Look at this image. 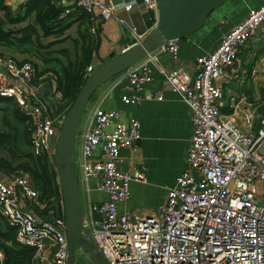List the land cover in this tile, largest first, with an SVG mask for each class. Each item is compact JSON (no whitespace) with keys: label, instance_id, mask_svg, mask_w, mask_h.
Masks as SVG:
<instances>
[{"label":"built area","instance_id":"2783aa9c","mask_svg":"<svg viewBox=\"0 0 264 264\" xmlns=\"http://www.w3.org/2000/svg\"><path fill=\"white\" fill-rule=\"evenodd\" d=\"M26 1V0H13ZM90 15L88 37H97L96 17H116L112 0H70ZM134 1L122 7L130 11ZM157 13L158 0H140ZM68 12V11H67ZM121 24L123 19L116 17ZM264 24V0L248 9L246 16L221 34L210 52L195 58L190 74L181 67L160 69L166 88L176 91L191 110L192 132L187 164L167 191L155 212H118L129 196L131 180H146L143 169L121 170L122 148L139 141L140 123L122 120L115 109L88 107L81 142V169L85 178L99 176L98 189L106 198L93 209L99 218L88 219L90 237L109 264H264V117L244 95L229 97L220 80L237 60L239 48ZM139 41L135 25L128 26ZM177 56L178 39H171L124 70L125 103H137L144 85L152 80L156 54ZM36 56V55H34ZM33 58L17 60L0 52V97L12 101L27 119L30 150L46 153L54 163L56 142L64 118L61 94L53 87L46 93L50 77L36 86ZM95 67L85 68V77ZM257 70L254 68L251 74ZM153 96L161 99V92ZM228 106L229 111H223ZM61 110V111H60ZM56 139V140H55ZM55 145H52V142ZM100 153L95 156L97 149ZM196 173V174H195ZM40 191L23 172L0 173V218L14 229L16 242L35 250L31 264H69V243L63 216L43 219L34 206H44ZM62 205V200L60 199ZM0 247V264H7Z\"/></svg>","mask_w":264,"mask_h":264},{"label":"crops","instance_id":"0c3cea01","mask_svg":"<svg viewBox=\"0 0 264 264\" xmlns=\"http://www.w3.org/2000/svg\"><path fill=\"white\" fill-rule=\"evenodd\" d=\"M53 1L65 7L66 12H74L72 1ZM112 1L117 4L115 16L123 19L127 25L121 24L114 16L107 19L96 17L97 37L95 43L93 42V45H96L91 59V64L94 67L137 42L129 32L128 26L135 25L137 31L143 37L157 22V13L146 9L140 3V0ZM129 1L135 3L130 11H126L122 5L124 2ZM262 1L225 0L211 11L199 29L178 39L176 57L167 52L156 54V64L152 65L153 78L141 90L142 95L151 94V98H143L137 103L123 102L121 96L127 91V80L124 71L100 85L93 92L91 100L89 99L91 102L89 107L99 105L103 109H115L120 112L121 118L125 122L135 118L140 123L141 137L134 147L121 149L122 161L118 164V167L121 170L131 166L141 168L145 173L146 180L144 182L130 181L129 196L119 203V213L124 211H134L136 214L155 212L157 207L165 201L168 189L175 184L176 178L182 173L187 164V151L192 132L191 110L176 91L165 87L164 75L160 69L169 71L181 67L193 74L196 69L195 58L214 49L220 40L221 34L237 25L246 16L249 8L259 6ZM2 4L7 5L15 12V8L20 2L2 0ZM71 15L75 16L73 13ZM74 16H71V24L61 36L43 37L39 35V40L44 46L45 58L43 60L39 56L40 53L35 49L36 47L31 48L36 46L33 43L30 47H26L27 45L19 46L15 43H0V52L13 56L17 60H30L32 52H34L33 56L36 55L34 56V58L36 57L34 64L37 67L35 85L41 86L42 78L50 77V82L44 83L46 93L51 87L59 91L58 81L63 79L59 77L57 81L59 68L62 66L67 67L69 62H74L81 55L82 32L86 30V26L82 24L78 16L76 18ZM4 17L5 10L0 6V18ZM27 21L17 23L16 26H23ZM254 68L257 72L252 75L251 71ZM220 85L225 92L226 100L232 96L244 95L249 103L257 105L259 116L264 117V24L239 48L235 64L227 70L220 80ZM156 91L161 92V99L153 96ZM260 107L261 110H259ZM2 108L6 109L7 117L11 118L10 122L16 126L18 137L22 139L26 126L24 122L16 120L14 116L13 111L17 106L12 101H4L0 106V109ZM63 108L64 102L62 101L60 109ZM229 110L228 106L223 108L225 112ZM54 113L60 119L63 112L56 111ZM0 114L1 119L4 115L2 110H0ZM83 130L84 123L79 135V150L77 149L75 154V166L79 180L83 232L85 235L90 236L88 219L90 217L99 218V213L93 208L97 207L106 198V194L98 189L99 176L85 178L83 175L80 165ZM20 138L19 141L22 142ZM52 145H55L54 141ZM99 153L100 148L97 149L95 156H98ZM60 199L62 200L61 191ZM60 208L62 209L61 216H63V201ZM38 209L40 208L34 206L36 214L40 216ZM85 242L90 248H93V244L88 239H85ZM76 249L81 250L83 253L86 252V254L88 252V249L79 243L75 244Z\"/></svg>","mask_w":264,"mask_h":264},{"label":"trees","instance_id":"16d2710c","mask_svg":"<svg viewBox=\"0 0 264 264\" xmlns=\"http://www.w3.org/2000/svg\"><path fill=\"white\" fill-rule=\"evenodd\" d=\"M18 2L20 4L13 12L7 5H3L2 0H0V6L5 10V17L0 18V43H15L19 46L27 45L26 47H30L33 43L36 46L32 45L31 48L36 47L35 49L40 53L39 56L42 57V60L45 58V53L39 35L43 37L61 36L71 24V16H74L71 15L72 13L75 14V18L78 16V19L86 26L87 31L82 32L80 58L74 62H69L67 67H60L59 75H57V81L59 77L63 78L58 81V85L66 110L76 98L81 85L86 79L85 68L91 64L94 54L96 44L93 45V41L88 37V26L91 24L90 15L75 5L72 8L74 12H66L65 7L53 0ZM23 21H27L25 25L16 26L17 23ZM55 71L58 72L56 69ZM4 101L11 102L5 97H0V106ZM0 110L4 113L0 119V173L5 175H11L19 171L27 173L34 186L40 191L39 200L44 203V206L38 209L41 218L51 219L54 216H61L60 188L55 164L53 165L46 153L35 155L29 149L30 139L27 128L24 130L21 139L18 137L16 126L6 119V109L2 108ZM13 112L16 120L25 124L26 114L18 108H15ZM19 138L22 142L19 141ZM0 247L5 252L7 264H31L33 261L34 248L19 245L15 240L14 229L1 221V218Z\"/></svg>","mask_w":264,"mask_h":264},{"label":"water","instance_id":"95a60500","mask_svg":"<svg viewBox=\"0 0 264 264\" xmlns=\"http://www.w3.org/2000/svg\"><path fill=\"white\" fill-rule=\"evenodd\" d=\"M224 1L158 0L157 22L147 34L132 46L95 67L81 85L60 125L54 154L69 243V264H72L75 244L78 243L88 249L87 255L93 264H109L92 238L83 232L79 180L75 166L76 131L89 98L100 85L157 50L167 41L179 39L199 29L211 11ZM85 239L93 244V248L86 244Z\"/></svg>","mask_w":264,"mask_h":264},{"label":"rangeland","instance_id":"374dc122","mask_svg":"<svg viewBox=\"0 0 264 264\" xmlns=\"http://www.w3.org/2000/svg\"><path fill=\"white\" fill-rule=\"evenodd\" d=\"M48 54V53H47ZM33 58V57H32ZM92 98V97H91ZM91 100V99H90ZM91 102L89 101L85 107V110L82 114V117L80 119V122L78 124V128H77V131H76V139H75V142H76V150L78 149L79 150V135H80V132H81V128H82V125H83V120H84V116L86 114V110L88 109V107L90 106ZM259 110H261V107L259 108ZM65 112L62 113V116L61 118L63 117V115ZM1 115V114H0ZM7 116V115H6ZM6 119L10 122L11 121V118L10 117H6ZM11 123V122H10ZM13 124V123H12ZM14 125V124H13ZM15 126V125H14ZM56 146H57V142H56ZM72 264H93L90 259H88V256L85 253H83L81 250H75L74 251V257H73V261H72Z\"/></svg>","mask_w":264,"mask_h":264},{"label":"clouds","instance_id":"9594fccd","mask_svg":"<svg viewBox=\"0 0 264 264\" xmlns=\"http://www.w3.org/2000/svg\"><path fill=\"white\" fill-rule=\"evenodd\" d=\"M65 116V115H64Z\"/></svg>","mask_w":264,"mask_h":264}]
</instances>
